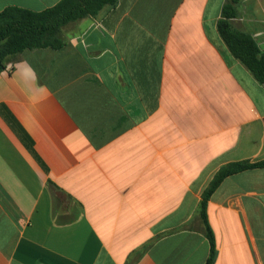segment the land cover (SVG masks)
Here are the masks:
<instances>
[{"label": "crops", "instance_id": "crops-1", "mask_svg": "<svg viewBox=\"0 0 264 264\" xmlns=\"http://www.w3.org/2000/svg\"><path fill=\"white\" fill-rule=\"evenodd\" d=\"M230 1L119 0L0 74V264L207 263L204 190L264 161V84L218 32ZM236 1L264 53V0ZM207 217L215 264H264V168L226 178Z\"/></svg>", "mask_w": 264, "mask_h": 264}, {"label": "trees", "instance_id": "trees-1", "mask_svg": "<svg viewBox=\"0 0 264 264\" xmlns=\"http://www.w3.org/2000/svg\"><path fill=\"white\" fill-rule=\"evenodd\" d=\"M118 2L119 0H62L41 12L18 7L5 9L0 13V74L27 50L62 49L66 45L65 27L88 17H98L115 8ZM236 4L237 1L232 0L224 6L218 32L231 54L250 70L259 83L264 84V53L252 36L236 30L232 25V20L236 18ZM255 168H264V161L226 165L216 173L204 190L199 213L211 245L206 264H215L217 259L216 238L207 217L212 195L229 176ZM150 245L151 243L144 246L138 254H143Z\"/></svg>", "mask_w": 264, "mask_h": 264}, {"label": "built area", "instance_id": "built-area-1", "mask_svg": "<svg viewBox=\"0 0 264 264\" xmlns=\"http://www.w3.org/2000/svg\"><path fill=\"white\" fill-rule=\"evenodd\" d=\"M12 69H13V66L9 65L6 70H12Z\"/></svg>", "mask_w": 264, "mask_h": 264}, {"label": "rangeland", "instance_id": "rangeland-1", "mask_svg": "<svg viewBox=\"0 0 264 264\" xmlns=\"http://www.w3.org/2000/svg\"><path fill=\"white\" fill-rule=\"evenodd\" d=\"M192 226H193L192 224L188 225V227H192Z\"/></svg>", "mask_w": 264, "mask_h": 264}]
</instances>
